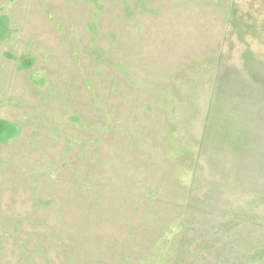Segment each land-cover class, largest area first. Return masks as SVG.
I'll list each match as a JSON object with an SVG mask.
<instances>
[{"label":"rangeland","instance_id":"rangeland-1","mask_svg":"<svg viewBox=\"0 0 264 264\" xmlns=\"http://www.w3.org/2000/svg\"><path fill=\"white\" fill-rule=\"evenodd\" d=\"M0 264H264V0H0Z\"/></svg>","mask_w":264,"mask_h":264}]
</instances>
